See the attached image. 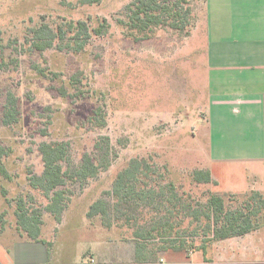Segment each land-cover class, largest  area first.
<instances>
[{"label": "rangeland", "instance_id": "1", "mask_svg": "<svg viewBox=\"0 0 264 264\" xmlns=\"http://www.w3.org/2000/svg\"><path fill=\"white\" fill-rule=\"evenodd\" d=\"M133 1L0 0V149L9 175L0 173V241L27 238L15 215L22 198L30 211H43L41 239L51 244L53 262L64 254L76 264H157L160 258L167 264L203 258L204 264H264V225L246 236L207 244L204 254L197 249L210 236L206 224L192 222L182 210L186 204L206 206L214 193L232 210L255 191L264 195V163L249 146L242 147L247 142L240 130L243 118H207L208 0H188L193 17L187 30L160 28L144 41L119 24ZM104 20L107 32L93 35L80 51L71 33L50 48L33 46L32 30L43 25L57 32L82 21L94 30ZM9 94L17 99L18 118L6 125ZM98 108L103 113L96 115ZM100 137L109 138L110 164L96 178L69 186L73 195L58 223L45 211L47 199L29 182L44 170L39 145L67 142L64 168L75 170L85 153L98 152L94 145ZM100 147L105 151V142ZM135 158L148 160L158 173L154 180L133 184L144 191L141 197L121 200L111 228L99 217L88 218L95 201L116 203L109 192ZM198 169L210 170L215 183H195L192 173ZM167 220L180 230L176 239L186 243L183 252L134 235L149 231L154 222H162L163 229ZM98 240L105 256L89 249Z\"/></svg>", "mask_w": 264, "mask_h": 264}, {"label": "trees", "instance_id": "2", "mask_svg": "<svg viewBox=\"0 0 264 264\" xmlns=\"http://www.w3.org/2000/svg\"><path fill=\"white\" fill-rule=\"evenodd\" d=\"M101 0H81L83 4H95ZM192 7L188 0H135L125 7L124 18L119 20V24L127 30L130 37L137 41L149 40L155 34L157 29L168 28L176 32H183L191 26ZM109 24L104 20L99 27L90 30L85 22H70L67 27H59L54 32L47 25H43L32 30L33 46L38 50L50 48L55 39L64 40L68 33L72 34V40L75 42L76 51L84 48L86 42L93 35L101 36L107 32ZM74 49V48H73ZM103 113L98 108L95 114ZM18 118V102L13 94H9L7 106L4 113V123L11 125ZM100 127L106 125L104 114H101ZM101 142H105L106 150L101 148ZM108 137H100L94 149L96 154L85 153L82 156L80 166L75 170L64 168V164L69 158V144L67 142H42L39 145V152L42 157L44 170L41 175H32L29 178L33 189L40 191L47 199L48 204L45 211L49 213L55 221L61 222V217L67 207L68 199L73 195L69 186L96 178L100 172L105 170L110 164V143ZM4 151L0 149V173L9 178L7 171L2 164ZM158 174L156 167L146 159H132L126 168L118 173L114 182L112 199L116 203L107 202L105 199L95 201L89 208L88 218L99 217L106 228L113 225L114 212L119 211L121 200L140 198L143 190H136L133 184L141 183L143 178L154 180L153 176ZM192 179L197 184H213L210 170H195L192 173ZM174 188V187H173ZM175 189V188H174ZM15 215L17 224L22 235L27 236L26 240L44 244L48 249V259L51 261V244L41 239V226L43 225L42 210L32 208L31 211L22 198L16 202ZM186 218L192 222L205 223L204 244L197 249L204 254L207 252V244L221 242L236 237L245 236L251 232L259 230L264 225V195L258 191L253 192L249 199L237 209H229L226 206L223 196L214 193L210 196L206 206L193 208L186 204L184 206ZM4 215L0 213V223L3 222ZM128 224L130 218L126 220ZM158 223V222H157ZM148 230L143 228L135 232V237L148 241L150 239H159L162 244L160 249L172 250L176 253L186 250V243L180 242L176 238L179 229L176 230L173 224L167 220ZM176 234V235H175ZM137 244H139L137 242ZM144 244L136 247L137 254L144 249ZM139 257V255H138Z\"/></svg>", "mask_w": 264, "mask_h": 264}, {"label": "crops", "instance_id": "3", "mask_svg": "<svg viewBox=\"0 0 264 264\" xmlns=\"http://www.w3.org/2000/svg\"><path fill=\"white\" fill-rule=\"evenodd\" d=\"M207 8V118H243L242 147L264 163V0H208ZM104 247L98 240L89 249L105 256ZM68 260L50 261L44 244L25 238L0 241V264H76Z\"/></svg>", "mask_w": 264, "mask_h": 264}, {"label": "built area", "instance_id": "4", "mask_svg": "<svg viewBox=\"0 0 264 264\" xmlns=\"http://www.w3.org/2000/svg\"><path fill=\"white\" fill-rule=\"evenodd\" d=\"M157 264H167L166 261L163 258H160L157 262Z\"/></svg>", "mask_w": 264, "mask_h": 264}]
</instances>
